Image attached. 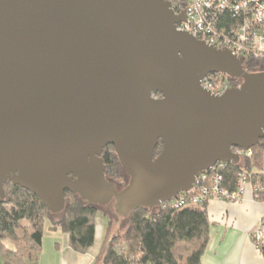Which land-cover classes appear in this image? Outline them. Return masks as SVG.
<instances>
[{"label": "water", "instance_id": "obj_1", "mask_svg": "<svg viewBox=\"0 0 264 264\" xmlns=\"http://www.w3.org/2000/svg\"><path fill=\"white\" fill-rule=\"evenodd\" d=\"M184 19L168 0H0V197L11 180L55 214L70 190L128 217L239 163L235 148L264 137V71L177 30ZM212 72L243 81L214 95L201 84Z\"/></svg>", "mask_w": 264, "mask_h": 264}, {"label": "trees", "instance_id": "obj_2", "mask_svg": "<svg viewBox=\"0 0 264 264\" xmlns=\"http://www.w3.org/2000/svg\"><path fill=\"white\" fill-rule=\"evenodd\" d=\"M243 65L250 72L264 71V60L244 59ZM227 77L239 81L237 77ZM161 150L160 142L155 155ZM251 150L252 156H242L239 163H229L221 170L229 189L235 188L239 172L251 178L264 175V137ZM102 157L106 177L122 183L127 173L114 145L108 144ZM4 191L5 196L0 197V256L4 264H39L47 219L52 229H61L68 235L69 246L75 251L86 253L94 245L97 205L66 190L65 208L55 214L35 193L11 180L4 183ZM128 220L125 231L108 238L99 264H203L210 231L206 203L180 209L141 206L128 215ZM5 240L14 247H8ZM260 251L264 257V244Z\"/></svg>", "mask_w": 264, "mask_h": 264}, {"label": "built area", "instance_id": "obj_3", "mask_svg": "<svg viewBox=\"0 0 264 264\" xmlns=\"http://www.w3.org/2000/svg\"><path fill=\"white\" fill-rule=\"evenodd\" d=\"M179 13L185 19L177 23V30L186 31L199 40L220 49H228L238 58L264 60V0H183ZM202 86L214 95L223 94L228 81L208 74ZM242 156H252L251 148H235ZM228 162H217L203 171L188 191H181L171 200L162 202L163 207L180 209L199 206L212 200L237 201L248 194L254 200L264 196V175L251 178L239 172L235 188L224 185L221 170ZM264 173V170H263ZM256 247L264 242V222H260L252 234Z\"/></svg>", "mask_w": 264, "mask_h": 264}, {"label": "crops", "instance_id": "obj_4", "mask_svg": "<svg viewBox=\"0 0 264 264\" xmlns=\"http://www.w3.org/2000/svg\"><path fill=\"white\" fill-rule=\"evenodd\" d=\"M207 210L210 231L209 241L202 255L203 264H264V257L252 237L260 222H264V198L254 200L248 194L243 200L230 202L212 200L208 203ZM62 233L63 250L71 262L78 264L79 261L82 264L83 259L87 258V264H92L96 259H100L101 256H91L89 251L79 253L72 249L69 246L68 235L63 231ZM58 245L60 253V244ZM58 253L53 254L57 259ZM43 255L39 264H42ZM60 260L62 261L59 264H68L64 256Z\"/></svg>", "mask_w": 264, "mask_h": 264}, {"label": "rangeland", "instance_id": "obj_5", "mask_svg": "<svg viewBox=\"0 0 264 264\" xmlns=\"http://www.w3.org/2000/svg\"><path fill=\"white\" fill-rule=\"evenodd\" d=\"M125 177L127 175L125 174ZM125 185V184H124ZM99 212L97 215V229H96V239L94 245L90 248L89 252L91 256L100 257L104 251L107 244V240L110 235L115 233H121L125 231L128 226L129 220L127 216H120L115 208V201H111L109 204L98 206ZM62 230H54L51 228V220L47 219L44 226L43 244H42V254L43 260L42 264H57L61 263L63 256L68 261V264H75L69 260V256H66L64 252V242H63ZM8 247L13 248L12 242L5 240ZM60 244V253H58ZM58 253L59 258L54 255ZM54 254V255H53ZM56 258L55 260H53ZM89 259V258H88ZM53 260V261H52ZM86 259H83L82 264H87ZM100 259H96L92 264H99ZM80 264L79 261H77ZM0 264H4L2 257L0 256Z\"/></svg>", "mask_w": 264, "mask_h": 264}, {"label": "flooded vegetation", "instance_id": "obj_6", "mask_svg": "<svg viewBox=\"0 0 264 264\" xmlns=\"http://www.w3.org/2000/svg\"><path fill=\"white\" fill-rule=\"evenodd\" d=\"M170 2V5H171V8L173 9L174 13L176 15L180 14L179 13V8H180V4H183L184 1L183 0H168ZM250 72V71H249ZM212 76H215V77H223L225 80L228 81V84H229V88H232V87H238L241 83H242V79L239 78V81L238 82H234V81H230L227 77V74H224L222 72H212L210 73ZM158 97H161L160 94H157ZM109 181H112L110 180V178H107ZM128 177H125L124 178V181L121 183V182H115V181H112L115 183V186L118 190H121L122 188H124L126 185V183H128Z\"/></svg>", "mask_w": 264, "mask_h": 264}]
</instances>
